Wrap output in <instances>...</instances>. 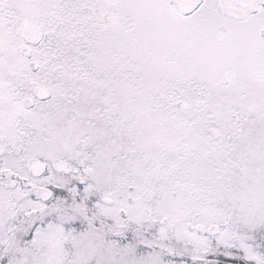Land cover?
<instances>
[{"label":"snow or ice","instance_id":"snow-or-ice-1","mask_svg":"<svg viewBox=\"0 0 264 264\" xmlns=\"http://www.w3.org/2000/svg\"><path fill=\"white\" fill-rule=\"evenodd\" d=\"M0 264H264V0H0Z\"/></svg>","mask_w":264,"mask_h":264}]
</instances>
